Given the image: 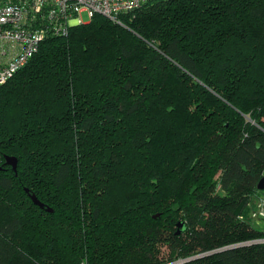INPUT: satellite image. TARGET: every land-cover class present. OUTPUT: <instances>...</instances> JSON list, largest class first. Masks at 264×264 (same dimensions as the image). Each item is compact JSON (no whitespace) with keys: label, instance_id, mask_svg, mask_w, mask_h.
I'll return each mask as SVG.
<instances>
[{"label":"trees","instance_id":"1","mask_svg":"<svg viewBox=\"0 0 264 264\" xmlns=\"http://www.w3.org/2000/svg\"><path fill=\"white\" fill-rule=\"evenodd\" d=\"M0 166V264H264V0L48 35L0 86Z\"/></svg>","mask_w":264,"mask_h":264},{"label":"built area","instance_id":"2","mask_svg":"<svg viewBox=\"0 0 264 264\" xmlns=\"http://www.w3.org/2000/svg\"><path fill=\"white\" fill-rule=\"evenodd\" d=\"M146 1L0 0V86L29 62L48 35H67L70 28L89 22L96 14L118 20L120 14ZM262 207L252 215L264 216Z\"/></svg>","mask_w":264,"mask_h":264},{"label":"rangeland","instance_id":"3","mask_svg":"<svg viewBox=\"0 0 264 264\" xmlns=\"http://www.w3.org/2000/svg\"><path fill=\"white\" fill-rule=\"evenodd\" d=\"M83 18L85 20L88 19L87 13H83ZM215 180L218 181V178L215 179ZM216 183H217V186L216 187L219 188L220 187L219 186V183L218 182H216ZM250 204H251V208H252L251 209V212H250L251 213L250 214V217H251V220L253 222V225H257V224L258 225L259 224L260 225H264V216H261V214H259L257 216L252 215V213H254V211H256L257 209H260V207H262V206L264 207V192H263V190L258 195H256V196H254V197L251 198ZM158 215H159V213L156 214V217H158ZM184 225H185V222H184ZM197 227L200 228V226H197ZM182 228H184V227H181V228L178 227V229L183 230ZM192 233H193V231H191V230L186 232V234H187V238L186 239L187 240H189V241L193 240L194 237L191 236ZM256 241H260V240H256ZM148 247H153V246H148ZM154 247H156L155 250H152V252L151 251L150 252L153 253L155 251H159V253H158L159 256H162L164 254H167L168 255V250L171 248V245L170 244H166V243H162V242L159 241V242H157L155 244ZM141 256L143 257L144 255L141 254ZM195 256H197V255L194 254V255H191L189 257H185L184 260L178 258V261H176V263L182 264L183 262L193 260V258ZM170 262L163 263V264H171ZM172 263H175V262L172 261Z\"/></svg>","mask_w":264,"mask_h":264},{"label":"water","instance_id":"4","mask_svg":"<svg viewBox=\"0 0 264 264\" xmlns=\"http://www.w3.org/2000/svg\"><path fill=\"white\" fill-rule=\"evenodd\" d=\"M6 163L9 164V165H11L12 168H13L15 171H17V167H18V158H17L16 156H13V155H8V156H6ZM1 168H2V167L0 166V169H1ZM258 189H259V190H264V177H262V178L260 179V181H259V183H258ZM26 190L29 191L28 189H26ZM30 195H31V198L33 199V201L35 202V204L39 205L40 207L45 208L46 205H45L41 200H39L38 197H37L35 194H30ZM47 209H48V210H52V208H50V207H47ZM155 217H156V215H155ZM178 227H179V228L184 227V222H183V221H180V222L178 223ZM177 233L180 234V233H181V229H178ZM227 248H232V247H227ZM227 248H223V249H221V250H225V249H227ZM221 250H218V251H221ZM218 251H212L210 254H213V253L218 252ZM201 256H204V255H197V256H195L193 259L198 258V257H201ZM171 264H178V263L175 262V263H171Z\"/></svg>","mask_w":264,"mask_h":264}]
</instances>
